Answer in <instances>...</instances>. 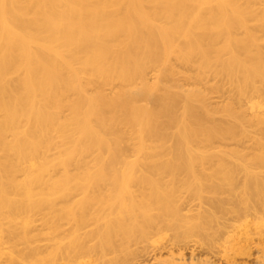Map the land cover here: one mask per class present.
I'll return each mask as SVG.
<instances>
[{"label": "bare ground", "instance_id": "1", "mask_svg": "<svg viewBox=\"0 0 264 264\" xmlns=\"http://www.w3.org/2000/svg\"><path fill=\"white\" fill-rule=\"evenodd\" d=\"M171 59L192 67L188 77L195 83L219 76L233 97L251 95L257 113L246 119L232 97L223 113L236 124L213 122L206 93L196 86L181 90ZM241 121L264 124V0H0V238L9 248L0 257L6 264H85L81 259L88 257L93 264L105 249H123L135 239L132 232L116 233L107 221L82 234L57 233L53 224L41 239L29 233L30 217L42 204L77 191V209L66 205L59 217L79 226L94 216L95 202L116 203L117 213L133 219L147 220L149 210L158 217L177 213L173 202L145 200L143 190L140 199L118 196L129 193L131 183L157 189L166 177L173 183L176 173L204 162L207 150L198 141L232 137ZM122 125L134 128L142 156L118 172ZM254 163L264 166V157ZM193 182L202 183L194 176ZM102 186L111 188L109 201L95 193ZM231 213L218 234L228 242L230 227H237L238 246L228 245L233 252L226 246L229 255L219 247L224 264H264L260 178ZM188 255L182 264H221Z\"/></svg>", "mask_w": 264, "mask_h": 264}, {"label": "rangeland", "instance_id": "2", "mask_svg": "<svg viewBox=\"0 0 264 264\" xmlns=\"http://www.w3.org/2000/svg\"><path fill=\"white\" fill-rule=\"evenodd\" d=\"M170 63L176 69L174 79L181 90L196 86L206 93V103L215 111L212 115V119L215 120L213 122H221L229 126L236 124L223 113L226 102L233 97L229 84L223 78L207 75L201 82L195 83L192 78L188 77V74H192L194 71L192 67H185L176 59H171ZM154 78L155 71L149 69L146 73L147 81L152 82ZM214 84H219L220 89L211 90V85ZM107 90L110 89L107 88ZM250 99L251 95H246L235 96L233 101L231 100L235 110L241 112L246 119L257 113L250 108ZM174 129L175 127L172 128V131ZM121 130L125 132L126 138L124 156L115 166L118 172L124 171L129 164L141 159L142 156L136 149L138 141L135 132H133L134 128L122 125ZM171 143V139L167 141L168 145ZM196 146L207 151L203 156L204 162L196 163L189 173H176L173 183L170 181L168 183L166 177L160 189L151 186L140 188L139 185L131 183L128 185L130 192L122 190L118 196L125 200L129 195L134 199H140L138 191L143 190L147 194L145 200L173 202L177 207V213H164L158 217L155 210H149L144 215L147 220L143 216L133 219L125 214L117 213L116 203L98 205L95 202L91 206L92 210L90 209L94 216L87 219L84 225L79 226L72 217L62 219L59 217L66 205L77 209L76 201H79L81 196V193L77 191L55 199L51 203L42 204L30 217L29 233L39 234L42 239L51 233L53 224L59 225L55 231L57 233H93L99 231L103 226L106 227L104 221H107L106 225L114 227L116 233H123L125 229H128L135 239L124 243L126 246L123 249H105L102 256H97L93 264H182L188 262V256H190L188 254L192 252L195 256L198 255L202 258L212 256L215 262L220 261L219 263L224 264L226 260L221 257L224 255H221V251L225 247L226 250L223 252L229 255L233 252L231 248L234 244L231 243H235V247L238 246L236 240L233 239L236 237L238 228L232 225L229 230L230 236L229 232L228 235L225 234L229 237V239L226 238L229 243L224 242V236L218 232L224 229V222L228 221L229 216L231 217V210L236 207L242 194L251 189L254 177L260 178L264 182V166H257L254 163L257 157H264V124H258L255 121H241L235 127L234 136L215 137L209 142L198 141ZM54 152L55 150H51L49 155H53ZM92 157L93 155H88L87 160H91ZM57 174L58 171L52 173V175ZM193 176L201 179L202 183L197 185L193 182ZM187 180L190 183L183 184L184 181L188 182ZM158 190L161 192L159 197L156 195ZM95 193H99L102 198L108 201L113 196L111 188L108 186L100 187L95 190ZM116 199L113 198L110 201ZM216 201L222 204L221 209L213 208V203ZM213 237L215 238L211 239ZM4 240L6 238H0L1 252L9 250ZM42 241H38V244H42ZM226 246L232 252H229L230 250ZM16 247L23 249L22 244H17ZM219 251L220 254H218ZM219 256L221 260H218ZM4 257L5 255L2 254L0 264H6ZM81 260L85 264H90L88 257Z\"/></svg>", "mask_w": 264, "mask_h": 264}]
</instances>
